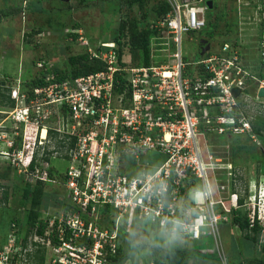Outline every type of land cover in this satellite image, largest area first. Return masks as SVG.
I'll use <instances>...</instances> for the list:
<instances>
[{
  "label": "built area",
  "instance_id": "built-area-1",
  "mask_svg": "<svg viewBox=\"0 0 264 264\" xmlns=\"http://www.w3.org/2000/svg\"><path fill=\"white\" fill-rule=\"evenodd\" d=\"M163 1L169 11L156 21L155 28L162 34L159 45L170 52L166 65L127 71L118 59L116 43L105 42L95 52L88 51L104 64V70L58 80L51 66L38 63L45 72L44 86L33 90V99L27 102L26 94L12 90L15 107L0 115L31 126V155L37 156L35 147L43 146L51 136L68 144L64 185L69 194L60 206L64 212L45 220L44 236H38L36 228L26 234L16 222L10 224L0 264H35L39 248L46 253L44 264H133L128 256L118 259L123 225L119 220L147 222L188 243L211 237L224 262L219 225L239 210L240 197L216 179L214 195L211 173L220 171L230 179L233 168L208 147L203 150L201 140L247 136L261 146L245 109L247 105L264 107V95L259 96V90H264V78L259 77L264 73V2L249 6L251 2L238 0L237 32L230 36L214 33L211 38L200 35L199 41H207L208 50L201 55L199 46L203 45L198 42L196 59L185 62L182 42L205 30L209 0ZM239 24L258 26L254 45L238 39V31L244 32ZM248 46L257 52L258 67L250 60ZM123 80L126 89L120 92ZM52 122L57 126L50 127ZM19 150L8 143L6 153L14 156ZM148 153L159 158L152 166L142 158ZM122 154L130 155L142 171L136 175L120 172ZM19 159L15 160L17 168L22 165ZM33 170L37 181H47L48 172L35 166ZM191 178L200 183L196 194L202 205L195 201L183 205L182 192ZM105 209L109 213L101 215ZM256 215L264 226V215ZM254 216L253 209L248 215L250 225Z\"/></svg>",
  "mask_w": 264,
  "mask_h": 264
},
{
  "label": "rangeland",
  "instance_id": "rangeland-1",
  "mask_svg": "<svg viewBox=\"0 0 264 264\" xmlns=\"http://www.w3.org/2000/svg\"><path fill=\"white\" fill-rule=\"evenodd\" d=\"M38 1L40 11L35 5H38ZM160 1H144L143 9H140L138 7L140 5L132 3V0H0V85L8 86L11 92L19 87L21 90L22 88L28 89L29 82L39 75L38 63H46L53 70L61 73L68 72L69 57L88 53L89 50L95 52L101 43L114 42L118 36L119 22L129 16H135L138 21L142 22V27L155 31L150 43L152 65H166L168 62L166 56L170 52L166 53V50L163 51L162 46L159 45L161 42L159 37L162 34L158 33L155 28L158 20L156 12ZM211 1L213 8L206 12L205 30L192 36V39L185 38L182 42L185 62L192 57L196 59L200 35L208 36L215 32L218 36L222 34L230 36L237 32L234 23L238 17L237 7L240 6L238 0ZM241 1L251 2L249 6H257L258 3L264 2V0ZM144 14L145 18H143ZM227 25L230 27L229 31H227ZM239 28H243L244 32L240 33L238 29V39L254 45L258 26L246 24L241 27L239 24ZM77 30L81 32L77 33ZM76 34L78 37L75 39L72 35ZM241 34L244 37H241ZM79 37L83 39L79 40ZM84 41L88 45H83ZM122 42L124 45L121 59L127 71L142 67L140 66L141 53L130 51L126 41ZM246 49L250 53L253 66L258 67L257 52L250 50V46ZM247 108H250L247 111L249 118L253 115H264L262 106L247 105ZM2 109L0 108V114L2 111L7 114L10 111L6 108ZM0 119V173L10 165L20 175L19 179L0 180V250H2L11 231V223L16 222L21 230L26 228L25 218L29 205H21L19 202L20 184L26 182L34 185L37 180L34 177V170H28L26 167L27 155H30L32 151L31 127L14 123L7 115H0ZM49 126L56 127L57 124L52 122ZM57 141L58 137L51 136L44 141L43 146L35 147L38 149L35 167H38L40 172L53 169V179L47 177V181H40L41 184H36L52 195L49 198L50 206L46 212L41 213V218L44 220L58 218L64 212L62 207L55 202L57 198H60L61 202L69 194L67 187L59 179L67 168V162L64 159L67 156L68 144L62 143L57 146ZM13 142H15L14 149H20V153L14 156L12 153H6L8 143L13 144ZM242 144L253 146L254 143L247 136L209 137L201 140L203 150L208 147L212 155L225 163L230 162L233 168V176L230 179H227L220 171L215 174L211 173L214 195L216 194L214 179L228 186V191L234 188L242 200L238 211L248 219L253 209L255 214L258 212L261 216L264 215V140L261 141L260 147L255 146L259 152L262 151L259 161L252 158L251 153L242 154L239 148ZM44 156L47 160H43ZM16 158H20L23 166L19 168L15 166ZM142 158H146V162H155L159 159L151 153ZM119 163L122 173L132 170V174L136 175L142 171L138 169L130 155H120ZM200 189L199 182L190 180L182 192L183 205H190L194 201L202 205V200L196 196ZM5 193L8 196L7 200L4 199ZM228 219L233 235H227L222 231L221 227L224 223L219 225L224 262L219 259L211 237L188 243L178 236L165 235V232L159 229L160 227H151L147 222L129 224L119 220L123 224L120 227L123 234H121L123 237L121 239L122 251L127 254L133 264H147L160 254L163 247L172 246H178L194 254L187 264H264V232L258 233L255 241L252 242L246 239L245 232H241L232 224L231 216ZM249 236H252L250 232ZM34 262L37 264V261Z\"/></svg>",
  "mask_w": 264,
  "mask_h": 264
},
{
  "label": "trees",
  "instance_id": "trees-1",
  "mask_svg": "<svg viewBox=\"0 0 264 264\" xmlns=\"http://www.w3.org/2000/svg\"><path fill=\"white\" fill-rule=\"evenodd\" d=\"M148 2V0H132V3H138L140 6H138L140 9H143L144 3ZM35 4L37 6V9L40 11V5L39 1ZM169 11V7L165 4L163 0L160 1L159 6L157 8V19L162 18L165 16ZM143 18H145V14L143 15ZM140 21L137 20L135 16H129L124 18L119 22L118 25V36L115 38V43L118 46L117 52H118V59L119 61L122 60V52H123V42L126 41V45L129 46L130 51L132 52H140L141 53V65L142 67H149L152 65V58H151V39L155 35L154 30H149L141 26ZM235 26L237 25V22L235 20ZM233 25V24H232ZM76 27V26H75ZM77 28V27H76ZM227 31L230 30V27L227 25ZM262 31L264 30V23L262 24ZM215 32H212L211 35L209 34L208 37L211 38ZM73 38L76 39L78 35H72ZM68 63L70 65V69L68 72H58L57 70H51L57 74L58 80H63L65 78H76L81 77L84 75L100 72L104 70V64L100 62L98 59L93 58L88 53L78 55V56H71L68 58ZM121 66H124V63L121 62ZM44 73L43 71L39 72V75L35 77L31 82L28 84V89L21 90V87H19V92L21 94L27 95V102L33 99V90L38 87L44 86ZM260 78H264V73H261L259 75ZM125 81H122L121 86L119 87L118 91H123L125 87ZM26 90V91H25ZM131 90L129 88V93H127V96L130 97ZM15 107V100L11 98V88L8 86L0 85V108H6V109H12ZM259 107V106H258ZM250 108H246V111H249ZM251 128L252 132L261 140H264V115L258 114L256 116H252L251 119ZM31 127V126H28ZM52 134L51 132H49ZM32 138L30 140V143L32 144ZM60 145L59 140L57 141V146ZM15 146V142L13 143V148ZM256 145L253 144V146H248L247 144H242L239 146L242 154L245 153H251V157L254 158L256 161H259L261 159L262 151L259 152V150L255 147ZM9 150H12L9 149ZM259 152V153H258ZM27 153V152H26ZM50 153V152H47ZM264 153V150H263ZM46 155V153H44ZM28 161L26 162V167L28 170L34 169V160L36 159L35 155H27ZM43 160H47V157L44 156ZM53 169L48 170V176L50 179H53ZM20 175L17 174V170L15 168H12L10 165H8L1 173H0V180H10L11 178L19 179ZM60 181L64 184L66 181L65 172L62 176L59 177ZM191 180H194V178H191ZM37 183H42L40 181H37ZM36 183V184H37ZM32 185L30 183H21L20 184V190H21V197H20V204H28L29 208H27V215L25 218V233H29L30 230L36 228V234L38 236H44L45 228H46V221L41 218V213L44 211L46 212L48 206H50L49 198H51V194L44 190L42 186L39 185ZM232 191H234V188H232ZM8 196L5 193L4 199L7 200ZM60 198H57L55 202L59 206H64V202L59 201ZM66 203V202H65ZM239 204H242L241 198L238 200ZM106 213H109V210L106 211ZM257 215L254 216V221L250 225L249 220L242 216L240 214V211H232L231 213V221L232 224L235 225L241 232H245V237L247 240H250L252 242L255 241L256 235L260 232H264V226L260 225V222L258 221ZM140 224H144L146 222H137ZM249 232L252 234V236H249ZM123 235V234H122ZM122 235L120 236L121 239L123 238ZM55 240L53 239V242ZM120 253V258L127 257V254H124L122 251V244H120V248L118 251V254ZM194 254L191 252H188L185 249H182L178 246H172V247H163L160 254L153 259L154 264H187L189 259L193 258ZM35 259L37 261V264H44L45 259V253L43 248H39L36 250ZM148 264V263H147Z\"/></svg>",
  "mask_w": 264,
  "mask_h": 264
},
{
  "label": "water",
  "instance_id": "water-1",
  "mask_svg": "<svg viewBox=\"0 0 264 264\" xmlns=\"http://www.w3.org/2000/svg\"><path fill=\"white\" fill-rule=\"evenodd\" d=\"M207 4H208L209 9H212V1L209 0V1L207 2ZM199 43H200L201 45H203V46H202V49H201V52H200V54L202 55L206 50H208L209 46H208V44H207V41H205V40H200ZM233 94H234L235 97H237L238 94H239V90H238V89H235V90L233 91ZM263 95H264V90H263V89H260V90H259V96H263Z\"/></svg>",
  "mask_w": 264,
  "mask_h": 264
},
{
  "label": "crops",
  "instance_id": "crops-1",
  "mask_svg": "<svg viewBox=\"0 0 264 264\" xmlns=\"http://www.w3.org/2000/svg\"><path fill=\"white\" fill-rule=\"evenodd\" d=\"M126 161V160H125ZM145 162L147 161V159H145L144 160ZM149 164H154V162H148ZM126 164V163H125ZM133 167H135V166H133ZM139 169V168H138ZM127 172H129L128 174H130V175H133L132 174V170H128ZM126 172V173H127ZM196 196L197 197H199V194H196ZM195 196V197H196ZM200 198V197H199ZM221 229H222V231L224 232V233H226L227 235H230V234H232L231 232H232V227H231V225H230V223L229 222H224V225L221 227ZM233 235V234H232ZM236 238V237H235Z\"/></svg>",
  "mask_w": 264,
  "mask_h": 264
},
{
  "label": "flooded vegetation",
  "instance_id": "flooded-vegetation-1",
  "mask_svg": "<svg viewBox=\"0 0 264 264\" xmlns=\"http://www.w3.org/2000/svg\"><path fill=\"white\" fill-rule=\"evenodd\" d=\"M201 50V46H199V52ZM64 202V199L61 201ZM107 211V209H105L104 211L101 212V215H104V213ZM102 216L98 217V220L101 221ZM113 221V220H112ZM107 222L111 223V219H107Z\"/></svg>",
  "mask_w": 264,
  "mask_h": 264
},
{
  "label": "bare ground",
  "instance_id": "bare-ground-1",
  "mask_svg": "<svg viewBox=\"0 0 264 264\" xmlns=\"http://www.w3.org/2000/svg\"><path fill=\"white\" fill-rule=\"evenodd\" d=\"M165 75H166V76H168V75H169V73H168V72H166V73H165ZM41 136H42V138H45V131H43V132L41 133Z\"/></svg>",
  "mask_w": 264,
  "mask_h": 264
},
{
  "label": "clouds",
  "instance_id": "clouds-1",
  "mask_svg": "<svg viewBox=\"0 0 264 264\" xmlns=\"http://www.w3.org/2000/svg\"><path fill=\"white\" fill-rule=\"evenodd\" d=\"M211 1V0H210ZM212 5H213V2H212ZM212 8H213V6H212ZM36 260V259H35Z\"/></svg>",
  "mask_w": 264,
  "mask_h": 264
}]
</instances>
